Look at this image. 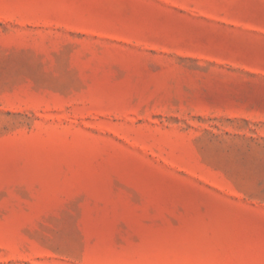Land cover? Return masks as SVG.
<instances>
[{"label": "rangeland", "instance_id": "obj_1", "mask_svg": "<svg viewBox=\"0 0 264 264\" xmlns=\"http://www.w3.org/2000/svg\"><path fill=\"white\" fill-rule=\"evenodd\" d=\"M0 264H264V0H0Z\"/></svg>", "mask_w": 264, "mask_h": 264}]
</instances>
